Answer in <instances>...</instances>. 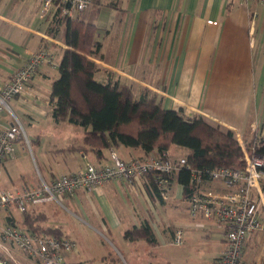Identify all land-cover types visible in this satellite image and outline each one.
I'll use <instances>...</instances> for the list:
<instances>
[{
  "label": "crops",
  "instance_id": "1",
  "mask_svg": "<svg viewBox=\"0 0 264 264\" xmlns=\"http://www.w3.org/2000/svg\"><path fill=\"white\" fill-rule=\"evenodd\" d=\"M40 8L37 0H0V92L32 52L45 50L61 60L67 49L66 27L59 11L43 20ZM87 9L93 11L84 18L82 12L78 15L98 29L96 37L102 48L90 58L98 65L95 76L98 74L99 82L125 84L137 99L155 97L166 109L182 111L189 118L201 116L224 132L240 135L246 143L264 133V2L97 0ZM61 61L55 67L44 63L27 92L9 102L16 117L28 126L37 170L26 142H16L14 156L0 171V189L20 192L35 188L41 179L49 182L61 174H73L88 162L110 165L112 151L126 161L159 154L122 144L112 145L100 155L82 150L85 128L66 121L57 123L52 116L49 96L52 83L61 75L53 70ZM12 120L9 111L0 110V131L9 128ZM175 147L182 151L175 154ZM167 152L175 157L187 155L185 148L176 145ZM201 189L226 188L220 181L210 180ZM171 191L164 200L143 177L111 179L97 188L63 194L62 204L43 203L30 210L44 213V226L60 229L63 238L76 243L75 249L65 252L66 260L119 264L125 254L132 256L130 250L135 246L146 254L148 246L159 243L164 235L170 233L173 238L177 226L165 224V229L159 222L167 203H188L178 173L173 176ZM254 198L264 224V181L254 191ZM12 208L9 213L1 212L3 217L14 216L13 223L25 230L21 213ZM207 221L218 226L223 253V227L213 219ZM147 225L156 243L143 236L135 240L126 236L127 230ZM102 236L111 237L107 240L112 247ZM243 250L248 264H264V225L247 236Z\"/></svg>",
  "mask_w": 264,
  "mask_h": 264
},
{
  "label": "built area",
  "instance_id": "2",
  "mask_svg": "<svg viewBox=\"0 0 264 264\" xmlns=\"http://www.w3.org/2000/svg\"><path fill=\"white\" fill-rule=\"evenodd\" d=\"M41 2L39 18L47 19L54 10L71 18L87 10L93 0H37ZM264 2V0H259ZM48 63L58 65L54 56L45 50L32 52L25 63L6 82L0 92V110L12 113L9 128L0 131V171L5 162L15 154L16 142L24 140L30 145L25 126L10 107V100L27 92L28 84L40 67ZM261 135V134H259ZM257 135V136H259ZM245 152L243 169L222 166L218 168H194L188 165L187 157H175L167 151L158 156L134 158L126 161L111 153L110 165L97 166L88 162L84 169L73 174H61L49 182L41 179L35 187H27L20 192L0 189V212L9 213L15 207L20 213L38 204L57 202L62 204V195L74 193L80 188H97L111 179H136L143 177L159 199H168L172 194L173 176L187 168L191 171L192 192L188 195L189 212L194 218L215 220L223 227L224 250L216 259V264H248L244 260V242L250 233L262 229L260 211L254 191L260 189L264 181V155L253 147L249 151L243 138L235 134ZM256 136V137H257ZM246 149V150H245ZM220 181L225 190H202L207 181ZM184 229L176 227L173 244L184 243ZM8 244L16 246L25 254L36 258L41 264H75L65 259V252L75 249L76 243L68 238L55 235L35 234L25 231L16 224L0 218V251L9 252Z\"/></svg>",
  "mask_w": 264,
  "mask_h": 264
},
{
  "label": "trees",
  "instance_id": "3",
  "mask_svg": "<svg viewBox=\"0 0 264 264\" xmlns=\"http://www.w3.org/2000/svg\"><path fill=\"white\" fill-rule=\"evenodd\" d=\"M60 17L66 27L67 49L59 65L61 75L52 83L50 105L55 122L66 121L85 128L82 150L88 148L100 155L112 145L122 144L141 147L147 153L165 152L176 145L187 150V163L194 168L245 167V152L233 131L224 132L201 116L189 118L182 111L166 109L155 97L137 99L132 89L120 82L97 81L99 68L90 58L102 48L96 37L97 26L79 16ZM246 146L264 155V133ZM178 178L188 196L192 192L190 169L181 170ZM30 209L21 213L25 231L63 238L60 229L42 224L44 213ZM13 217L8 214L4 220L16 224ZM126 236L133 240L143 236L147 242L156 243L148 225L127 230Z\"/></svg>",
  "mask_w": 264,
  "mask_h": 264
},
{
  "label": "rangeland",
  "instance_id": "4",
  "mask_svg": "<svg viewBox=\"0 0 264 264\" xmlns=\"http://www.w3.org/2000/svg\"><path fill=\"white\" fill-rule=\"evenodd\" d=\"M92 11V9H87L85 12H82L83 18ZM78 16L79 15L77 14V17ZM55 60L59 62L61 61L58 60L57 57H55ZM58 68L59 67H56L55 70H53L54 74L59 72ZM95 79L97 81L100 80L98 74L95 76ZM24 126L28 136V126L26 124H24ZM244 144V146H246V141H244ZM26 145L29 151L30 161H32L31 163L34 166V170H37V162L33 155L34 151L30 148L28 143H26ZM247 148L248 147L246 146V149ZM175 149L178 148L175 147ZM247 150L249 151V149ZM178 151L175 154L180 153L182 150L178 149ZM187 205L188 203L185 201H177L174 202V204L167 203L165 209L160 213L161 219L159 225L162 228H165V224H167L184 229V243L182 245H174L173 238L169 233L159 239L160 242L156 245H147L148 250L146 254L141 249L138 250L135 246V248L130 250L132 256H130L131 254H125V259L121 257L119 264H215L214 258L219 257V255L222 254L220 250L223 247L219 228L213 221H207L202 217L194 218L190 215ZM60 207L62 211H65L62 206ZM11 209L13 208L11 207ZM2 217L3 214L1 213L0 218ZM102 238H104L103 240L109 244L107 238L109 239L111 237L102 236ZM109 245L112 247L111 244ZM8 247L10 249L9 252L0 251V264H41L39 260L25 254L16 246L8 244ZM114 249L119 254L115 246Z\"/></svg>",
  "mask_w": 264,
  "mask_h": 264
}]
</instances>
